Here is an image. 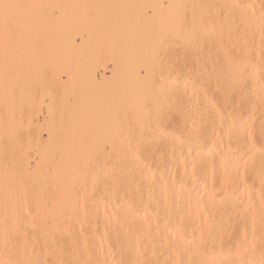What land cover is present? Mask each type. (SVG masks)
Masks as SVG:
<instances>
[{"label": "bare ground", "instance_id": "1", "mask_svg": "<svg viewBox=\"0 0 264 264\" xmlns=\"http://www.w3.org/2000/svg\"><path fill=\"white\" fill-rule=\"evenodd\" d=\"M168 1L180 49L208 60L210 96L188 94L184 67L145 78L90 221L77 196L60 221L54 192L1 190L0 264H264V0ZM149 101L177 109L169 137L133 119Z\"/></svg>", "mask_w": 264, "mask_h": 264}, {"label": "rangeland", "instance_id": "2", "mask_svg": "<svg viewBox=\"0 0 264 264\" xmlns=\"http://www.w3.org/2000/svg\"><path fill=\"white\" fill-rule=\"evenodd\" d=\"M0 1V191H52L47 218L60 221L71 194L76 220L90 221L117 143L134 131L121 115L146 101L145 78L184 67L188 94L209 97L208 60L198 47L180 49L168 0ZM149 103L133 119L169 137L177 109ZM7 205L0 200V215Z\"/></svg>", "mask_w": 264, "mask_h": 264}]
</instances>
